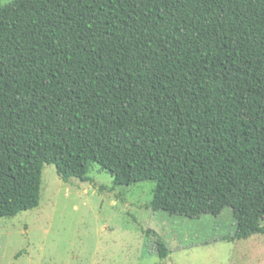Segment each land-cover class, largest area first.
<instances>
[{"label":"trees","instance_id":"trees-1","mask_svg":"<svg viewBox=\"0 0 264 264\" xmlns=\"http://www.w3.org/2000/svg\"><path fill=\"white\" fill-rule=\"evenodd\" d=\"M94 163L154 181L153 211L231 208V239L264 234V0L0 6V218L39 206L46 164Z\"/></svg>","mask_w":264,"mask_h":264},{"label":"rangeland","instance_id":"rangeland-1","mask_svg":"<svg viewBox=\"0 0 264 264\" xmlns=\"http://www.w3.org/2000/svg\"><path fill=\"white\" fill-rule=\"evenodd\" d=\"M98 168L90 181H65L46 164L39 206L0 218V264H264V234L231 239V208L197 218L153 211L154 181L116 185ZM153 232L169 244L166 258Z\"/></svg>","mask_w":264,"mask_h":264}]
</instances>
